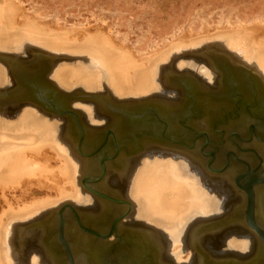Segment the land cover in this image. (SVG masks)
Returning a JSON list of instances; mask_svg holds the SVG:
<instances>
[{
  "label": "bare ground",
  "instance_id": "bare-ground-1",
  "mask_svg": "<svg viewBox=\"0 0 264 264\" xmlns=\"http://www.w3.org/2000/svg\"><path fill=\"white\" fill-rule=\"evenodd\" d=\"M4 1L5 0L2 2L1 0L2 3L0 2V50H4L12 46L15 47L21 41L25 40V42L36 44V46L39 45V47L41 46L44 49L46 48V50L50 49L55 52L69 51L71 53L87 52L90 55L97 56V60H99V62L106 68L108 82L114 89V92L116 93L115 96L118 98L137 97L145 91L147 92L149 87L153 85L152 78L154 77V68L158 65V62L162 58H167V54L159 55L162 53H158V55L154 54L156 56L152 55L149 59L144 58L142 61H139L138 58L131 54V51H128L129 49L127 50L122 48L124 47L123 44H121L123 45L122 47L115 45L111 42L112 39L111 41L109 40L110 37L108 38L107 35L102 33L100 34L103 35V38L99 36V33V35H87L84 33L87 37L83 35L84 41H80L83 43L78 44L73 40L75 35H68L67 32L62 33L61 30V33L56 32V30H59L56 28L55 31L53 30L54 28L50 30L48 29L49 27L46 28L47 26L44 27L41 26V24L38 25L34 23L32 19L30 20V23L26 20L27 22L22 25L17 22L21 25V28L24 26L23 29L17 30L18 28H15V22L17 21L16 19L18 16L22 15L18 11L19 7H17L18 5L13 2L17 5L16 8L18 10H16L14 4L12 5L11 2L8 3V1L4 3ZM20 18H22V16H20ZM253 30L251 32H253ZM256 30L258 29L256 28ZM256 32L253 33L256 34ZM207 34L208 33L205 34L206 37ZM210 35H208V37H210ZM201 36L202 37L200 38L204 37L203 35ZM190 38L191 36L188 37L189 41ZM219 38H228L230 44L232 45V47L230 45L229 47H231L238 54L245 56L248 61L252 59L255 60V63L264 74V48L257 54L251 50L252 48H249L250 50L245 49L247 46L244 48V45L241 43V40L244 37H240L239 39L235 33H231V35L225 34ZM197 39H199V37ZM186 41L187 38L185 39V42ZM173 44L175 45V42ZM179 44H182V42ZM191 44L193 45L194 43L192 42ZM215 45L220 49L222 48L220 43ZM167 48H164L163 53ZM246 50H249L248 53L250 54H248ZM228 52L233 58H235V52ZM206 56H208L207 53ZM11 64L14 68H18L19 66L13 62ZM241 65L249 69L254 68L253 66L247 65L243 61L241 62ZM0 67L4 70L6 77H8V83L5 85V77L3 76V72L0 70V87H3L4 85V87H7L11 84V76L8 74L3 64L0 63ZM56 67L58 66H55L53 70ZM63 68H59L53 75V78L64 90H69L72 87L71 81L73 80V72ZM253 71L261 76V74L256 70L253 69ZM78 73L81 74L78 77V83L81 82L86 87L94 86V82L97 81V77L95 78L89 73L87 74V71L82 69ZM205 74L206 76L208 75L207 77H209V74L211 76L210 78L203 77V81H205V83L212 82L214 79V73L212 74V72L207 69ZM17 93L19 94L20 92ZM14 97H17L16 93L15 95L12 94V97L5 101L9 107L3 108L0 106V110H17L18 108L29 106L42 111L37 106L31 104H22V106L19 104L15 105L18 98L16 99ZM73 102L72 105L79 103L80 105L87 106L83 108V114L77 109H74L73 106L72 108L82 117L85 116L90 123H95V121H93V111L91 110V108L93 109L92 106L87 103L85 104L84 102ZM4 113L9 117V113ZM43 114L63 123V118L61 117L49 113L46 114L45 112H43ZM37 120L36 115L32 114V112L28 110L22 113V116L19 117L18 121L16 119L14 121L5 120L0 117V199L4 202V206L6 207V209H2L0 214V264H36L37 262L35 254H31L29 258L19 259L14 252V239L19 224L37 217L45 210L55 209L56 207L60 208L61 206H65L67 204L73 207L72 204H76L79 199V202L83 204L87 203V198L82 197L79 194L80 190L77 184V177L78 174H81V168L79 163L75 161L76 158H71L70 150L63 144V142H58L57 138H53V131L50 132L47 129L44 132V128H46V126ZM118 120L119 119L117 118L114 122H117ZM25 121L39 124V127L43 129L44 133L39 134L35 132V134H32L30 132H24V134H22L23 132L21 126L25 123ZM41 121H43L42 118ZM56 126L57 124L52 123L51 127L54 129ZM1 128H3V130H1ZM98 135L99 134L96 133L95 136ZM86 138H88V140L91 139L88 135ZM72 149L74 154H76L73 146ZM158 151L163 152L158 153ZM158 151L156 153L152 152L150 155H146L147 157L143 158L139 166L136 167L132 180H130L129 183V187H131L129 194H131V199L137 205L138 218L147 220L150 222L148 224L161 228L168 234H174L180 227L182 220L183 222L188 220L191 216L190 214L194 215L193 213L197 212H203L205 214V212H208V209L210 213L212 210L216 211V206L219 209L222 200L219 201L218 195L221 197L219 190H222V192L225 193V178L219 176L214 177L213 174H222V172L218 173L213 169H211L212 171H208L204 167L205 171H203V168L198 164L199 161H196V159L191 158L184 153L167 150L166 148H161V150ZM48 153L50 155H48ZM188 153L190 154L192 152ZM77 156L80 157L79 155ZM194 157L198 158L197 156ZM79 160L84 165L90 162L87 159L85 160V158L82 159L81 157ZM33 186L37 187L39 190L42 189L47 192H52L55 196L52 197L51 195H48L44 198L41 196L42 198L33 199L28 203H22L14 194L16 191H22L27 188L30 189ZM6 191L7 193L11 192V194H13L15 203L5 197ZM56 210L49 211V213L46 212L40 217L45 218L44 221L48 223V218L51 215V212H55ZM256 211H258V204ZM64 212L68 214L69 211L65 209ZM80 215H82L81 219L84 221L85 215L81 213ZM53 221L55 222V220ZM174 224H177L178 226H175ZM102 226L105 227L106 225ZM43 227H45V225H43ZM65 228V232L68 233L67 235H69L72 231L74 232V235L77 238H74L76 240L75 244H78L81 238H85L86 240L88 238L81 235L78 231H76L77 229H75L68 222ZM69 236L71 237V235ZM111 236H113V234ZM87 242L88 241H86V243ZM245 243L246 241L244 240L240 243L231 242V245L244 248ZM139 247V245L137 246V244H135L134 249L139 251ZM102 250L105 251L106 248ZM96 259L97 264H104L106 261L109 262L108 259L105 260L106 258H104V255L102 258L101 256H98Z\"/></svg>",
  "mask_w": 264,
  "mask_h": 264
},
{
  "label": "flooded vegetation",
  "instance_id": "flooded-vegetation-1",
  "mask_svg": "<svg viewBox=\"0 0 264 264\" xmlns=\"http://www.w3.org/2000/svg\"><path fill=\"white\" fill-rule=\"evenodd\" d=\"M23 58L24 61L22 62L21 69H23L22 72L24 74L31 75L35 71L39 70V66L37 65L40 63L41 58L39 60H35L32 57ZM46 63L50 64L48 61H46ZM204 63L207 66V69H209L212 74L214 73V79L212 82L205 83V81H203V78H201L196 72L192 73V71L188 69L181 71L179 69L171 68L168 72H162L160 81L163 87L160 86V88H162V90L160 89V92L157 91L144 97L130 99H139L141 104L153 100L156 103H151V106L160 105L159 109H161L162 112L165 111L167 113L168 111H170L171 113L175 112L176 114L183 109L182 107L185 106V101L183 99V94H180L181 90H178L173 86V81L177 79H184V81L187 80L189 82L190 80L185 79L184 76H190L194 78L196 82L204 84V86L206 87L203 88L204 90L200 88L197 89L203 92H205L206 90L214 91L216 89V86L220 85L222 77L212 69L211 57L206 56ZM52 70L53 68L46 76L47 80L50 82H52L49 78ZM172 72L177 75L173 74ZM8 74L10 75L9 72ZM210 76L211 75L209 74L208 78H210ZM11 79V84L9 86L0 87V89L10 90L14 89V87H17L14 82V77L11 76ZM157 98L163 100H160V103H158V101L155 100ZM78 102L85 103V101L82 100H79ZM137 102L138 101H127L126 105H131ZM198 102L201 103V107L205 106V102L208 103V106H206L208 110H205V113H207L202 116L201 120L190 122L188 124L185 123L186 127L170 120V122H165V124L153 123L150 128L152 130H155L154 136L159 135L163 132L159 130H165L164 134L166 135V138L170 139L171 137H175L180 141L186 140L183 139V137L185 136L187 138L189 136L194 137L195 135H197L198 137H200L195 141L198 146L196 150L197 152H193L190 154L197 156L199 159H201L202 162L198 160V158H195L193 155H190L188 153L192 151L187 150L184 147L171 144L170 142L164 140L166 138H164L162 141L152 137L140 138L139 136L142 133H140V131H132V128L126 125L124 120L119 119L117 122H114V120L117 119H114L111 116L103 115L98 107H96L89 101L86 102L88 105L93 107V109L91 108V110L93 111V121H95V123H90L85 116H81V118L86 121V126L92 129L91 131L87 132V135L90 136L91 139L88 140V138H86L87 140L85 139V142L87 145H93L94 141L97 139V143L95 144L101 143L104 146L103 151H105L106 153L103 154V157L110 154L111 156H113L110 161L105 162L106 170L103 179L97 182L92 181L91 184H88L89 186L92 185L91 187L94 191L108 197L111 201L108 202L103 200V202H101L99 200H96L94 195L85 190V192L91 197L90 201L89 198L86 197L87 203L89 201V203L86 205L90 204V206L86 207V212L80 213L85 215V224L86 226H89V229L98 234H106L110 229V226H108L110 225V222L108 220L109 218L106 216V214H108L109 211L111 212L112 206L115 207L116 212L122 211L123 213L127 210V206L123 203V201L130 203L132 206L130 208V212L128 213L126 218H124L120 222V224H118V227L116 228L118 234L122 236V239L125 242L128 241L129 243H134V246L138 243L144 245L145 242V245L149 247L148 249H156L155 252L157 257L165 264H196L197 259L199 261L205 259L204 255L210 256L213 259L211 261L212 264H264V243L260 241L255 232L252 231V229L246 227L243 221H238V219L236 218V216L243 218V212H245L243 210L244 206L246 205V196L243 192L238 191L234 185L235 180L239 176H243V178L238 179L239 182H243L245 180L247 171H251L249 172L250 176H255L259 172L260 176L264 175V132L262 131L260 133L259 130L257 131V137H260V140L262 141H256L255 138H253L254 143L248 142L250 136L249 129L251 128V126L247 122V116L226 119V114L233 108L231 104L225 105L216 100H204V102H202L201 99H198ZM133 107L134 105H131V107L127 105L126 109L132 110L131 108ZM195 107L199 108L197 106ZM14 111L15 109H8L6 113L11 114ZM67 126L69 127L68 121L63 118V123L60 129L64 140L70 147L71 144L67 140L66 135L68 136V139L73 140V137L67 134ZM108 131L117 141V146L121 148L118 155L113 153V150L115 149L114 143L112 140V136L109 135ZM141 131L144 132L145 130ZM96 133H98L99 135L95 136ZM202 147L204 155H207L208 153L213 154V160L208 166H206V160L210 159V157L208 156L206 158V156L198 153V151ZM161 148L184 153L187 156L196 159V161H199L198 164L203 168V171H205V168L224 170L222 174H213L214 177L219 176L225 178V193L222 192V190H219V194L221 195V197H219L218 195L219 201L222 200L219 209L214 214H211L210 217H198V221L203 222L213 220V222L216 223V226H214L213 230H211L210 232L206 231V236L202 238L200 242H198L200 250L194 249V246L192 248V244H185L186 239L190 238V233H188V237L185 234L189 230H192L193 226L198 221H194L193 223H191L193 220L189 221L181 231L178 238V235H176V233L170 234V236L172 237H169L168 233L164 230L154 227L144 221H137L134 217L135 214L132 213L133 211H131L134 209V206L132 200L129 198V175L131 174L132 169L138 167L141 160L147 157L146 155H150L152 152L156 153L158 150H161ZM70 149L73 153V149L71 147ZM161 152L163 151H158V153ZM73 155L75 156V154ZM75 158L77 159L78 157L75 156ZM259 160L262 161V163L259 165V167H257V165L259 164ZM77 161L79 163V166L81 167V174L88 171L89 173L86 172L88 175L87 177L96 178L99 176L101 167L98 160H88L90 162L85 165L80 162L79 158L77 159ZM82 177L83 175H81L79 182ZM255 199L258 204V211L255 210V218L257 220V223L262 226V240L264 241V185H262V188L257 190ZM94 200L99 203L97 209H95V204H92ZM239 203L242 205L237 208V204ZM68 216L70 217V212H68ZM81 216L82 215H80V217ZM41 220L42 218L40 217L32 222L19 224L14 239V252L18 257H25L26 255L22 254L16 248L15 243L18 242L20 244L23 240L28 244L29 241V244L32 247L30 248V250L32 249L37 251L41 262L42 260L45 261L46 254V260L48 263L45 264H58L55 262V260L60 261V258L56 251H58L61 246H59L60 242L58 239V234L55 231L56 223L53 221V226H48L49 224L46 223L44 224L45 227H31L33 223H39V221ZM102 225L106 226L103 227ZM46 229L47 231H49L48 233L46 232ZM67 234L68 233L66 232V234L64 235L68 241H71L72 245L70 244V246L73 253L74 264H97L96 258L98 256H101L102 258L103 255L104 258L110 260L112 263L116 259L131 256V263L136 264L138 262V258L140 257L139 251L133 249L127 252L128 250H124L125 246L127 245L124 246L122 243L116 244V239L113 236L105 239L106 243L111 244L109 245L111 246V248L112 246H114L115 248L110 252L107 248L108 244L106 245V243H103L101 239L85 235L86 237H88L87 240L85 238H81L80 242L78 244H75L76 240L74 238H76V236L74 235V232L72 231L69 233L71 237ZM46 236L48 237L46 241L47 243H44ZM85 240L88 242L86 243ZM173 240H177V244L180 245L179 249L181 253L174 252L172 251V249H170L174 244ZM244 240L246 241V243L244 244V248H239L231 245V242L240 243ZM129 246L131 245H128V247ZM104 248H106L105 251L102 250ZM50 251L53 252V256ZM130 252H133V254L131 255ZM29 254H27V256ZM50 255L52 256V259L49 257ZM63 255L65 256L64 252ZM181 256L182 259L179 258ZM67 263L68 262H66V264Z\"/></svg>",
  "mask_w": 264,
  "mask_h": 264
},
{
  "label": "rangeland",
  "instance_id": "rangeland-1",
  "mask_svg": "<svg viewBox=\"0 0 264 264\" xmlns=\"http://www.w3.org/2000/svg\"><path fill=\"white\" fill-rule=\"evenodd\" d=\"M7 1L8 3L11 2L12 5L16 3L18 6L14 4L15 9L16 10L19 9L18 11L20 12V14H22L18 16V18L16 19L17 21L15 22L16 23L15 28L16 29L18 28L17 30L23 29L24 26L22 28L20 26L22 24H25L27 21L30 23V20L32 19L34 23L38 25L41 24V26L44 27L47 26L46 28L49 27L48 29L50 30L54 28L53 29L54 31L56 29H59L58 31L56 30V32H60L61 30L62 33L67 32L68 35L70 34L75 35L74 36L75 38L73 37V40L75 43L77 42L78 44L81 43L80 41H84L83 37L86 36L85 34L94 35V34L102 33L104 35H107L108 38L110 37L109 40L111 41L112 39L111 42L114 43L115 45L117 46L119 45L121 47L124 45V47L122 48H125L127 50L129 49L128 51L129 52L131 51V54H133L136 58H138L139 61H142V59L144 58L149 59L154 54L156 55H158V53H162L159 55L167 54L166 55L167 58H162L158 62V65H156V67L153 70L154 71L153 74L154 77L152 78L153 85L149 87L148 90L149 93L148 91L147 92L145 91L140 96L132 97V98L144 97L152 94L153 92H157V91L159 92L161 89L160 86L163 87L160 81L162 72H166V71L168 72L171 68L179 69L181 71L188 69L192 71V73L196 72L201 78L207 77L208 75L206 76L205 74L207 68L204 63L206 59V53L208 54L211 51L212 52L218 51L220 53H223L222 51H224V49L226 51L235 52L231 48L232 45L230 44L228 38H224V39L219 38L220 36H223L225 34L231 35V33L232 34L235 33V35H237L239 39L240 37L241 38L244 37L241 40L242 41L241 43L244 45V48L246 46L247 48L245 49L252 48L251 50L256 54L260 53L259 51H262V49L264 48V0H12V1L5 0L4 3ZM16 6L19 8L17 9ZM11 7L14 8L13 6ZM20 16H22V18H20ZM17 22H19L21 25H19ZM256 28L258 30H256ZM252 30L253 32L257 31L256 34L251 32ZM220 31L223 32L221 33ZM203 33L205 34L208 33L207 37ZM102 34L99 35L101 38H103ZM201 35H203L204 37L200 38L202 37ZM208 35H210V37H208ZM189 36H191L192 38V39L190 38V41L188 40ZM198 37L199 39H197ZM184 38L185 39L187 38V41L189 42L187 41L185 42ZM174 42L175 45L173 44ZM181 42L182 44H179ZM192 42L194 43L193 45L191 44ZM217 43L221 44L222 47L221 49L215 45ZM229 45L231 47H229ZM164 48L167 49H165L166 51H164L163 53ZM249 50H246L247 53L249 52ZM0 52L6 54L19 53L20 56L32 57L35 60L36 59L39 60L41 57L44 58L48 57L47 59L45 58L46 61L48 62L50 61L49 55L51 54H59L60 56L62 55L61 58L52 61V67L53 68L55 66L58 67H56L52 71V74L50 75V80L53 81L59 87L58 88L52 82L60 91L64 93H78L82 90L88 93H101L104 95L107 93L110 94L112 98H115L117 100H126L131 98V97L118 98L117 96H115L116 93L114 92V89L110 86L107 79L106 68L102 65V63L99 62V60H97L98 59L97 56L90 55L87 52H84L85 54L73 53V52L71 53L69 51L55 52L50 49L46 50V48L44 49L41 46L39 47V45L36 46V44L25 42V40L21 41L15 47L13 46L8 47L7 49L0 50ZM177 52L179 53L176 54ZM235 53L236 54L234 55L236 59L235 58H233L234 60L230 59L231 61L233 62L235 61V63H240V64L243 61L247 65L253 66L254 68L253 67L252 68L257 72H259L261 76L264 78L263 76L264 74L255 63L256 62L255 60L251 58L253 61L250 59H249L250 61H248L245 56L240 55L237 52ZM59 68H63L65 70H69L73 72V78H72L73 80L71 81L72 87L69 90H64L53 78V75L56 73V71ZM81 69L86 70L87 74L89 73L95 78L97 77L96 79L97 81H95L96 84L94 82V86H93L96 88L86 87L81 82L78 83L79 80L78 77L79 75H81L78 72ZM253 69L251 70L253 71ZM0 70L3 72V76L5 77V81H6L5 85H6L8 83V77H6V74L1 67ZM253 73L257 75L255 71H253ZM72 106L74 107V109H77L78 111H82V112H83V108L87 107L85 105H80L79 103H76L75 105ZM2 110L4 109L0 110V117L5 120H12V121H14L15 119L18 121L19 117L22 116V113L24 111L27 110L31 111L32 114L36 115V118L39 120L37 121L42 122V124L46 126V128H44V132L47 129L50 132L53 131V136H54L53 138H57L58 142L60 141L63 142V144L69 148L71 153V158L75 159V156L78 157L77 154H75L74 156L73 155L74 152L73 153L71 152L70 147L72 148V146L70 145L69 147L67 142L63 140L64 138L62 136L60 129L62 122L52 117H49L48 115L43 114L44 111L42 112L40 110H37L36 108H32L29 106L18 108L13 113L11 114L9 113L10 114L9 117L4 113L7 110L5 111ZM41 118L43 121H41ZM81 121L85 125L87 124L83 118H81ZM52 123L57 124V126L54 129L51 127ZM22 126H21L23 132L22 134H24V132H30L32 134H35V132L39 134L44 133L43 129H41V127H39V124L37 123H31L25 121V123H23ZM1 130H3V128H1ZM14 134H21V133H14ZM48 155L50 154L48 153ZM78 158L80 159V157ZM75 161L77 160L75 159ZM135 170L136 168L132 169V172L129 175L130 178L128 179L132 180ZM81 175L82 174H78L77 177L78 179L77 184L80 190L79 194L82 197L89 198L90 201L91 199L90 195L87 194L85 190H83V187L79 182V178L81 177ZM130 189L131 187H129V193H130ZM22 191H16L14 193L15 196L18 197L22 203H28L33 199L42 198L41 196H43V198L47 197L48 195H51L52 197L55 196V194H53L52 192L49 191L47 192L42 189L39 190L37 187L34 186L31 187L30 189L27 188ZM130 196L131 194L129 195V198L131 199ZM5 197L11 200V202L15 203L13 194H11V192L7 193L6 191ZM79 201H77L78 204L76 202V204H72V205L76 207V209H79L80 212H82L88 206L86 204H88L89 201L88 203H84V204ZM132 203L134 209L131 211H133L132 213L135 214L134 216L135 219L137 221H144L146 223H150L143 218L142 219L137 218V207H136L137 205L133 200ZM2 209H6V207L4 206V202L0 199V214L2 212ZM56 209H58V207H56L55 209L53 208L50 210H45L42 213H40V215H38L37 217L27 220L24 223L32 222L37 218H40V216L43 215L44 213L46 212L49 213V211ZM217 210L218 207L216 206V211ZM207 211L208 212H205V214L203 212L193 213L194 215L190 214L191 216L189 217L188 220H186L185 222H183L182 220L181 222L182 225L180 224V227L176 232V235H178L177 238L179 237L181 231L183 230V227L186 226L185 223H188L189 221L192 220L193 221L191 223H193L194 221L196 222L198 221V217H203V216L210 217L211 214H214L216 212L215 210H212L209 213V209ZM174 225L178 226L177 224ZM65 229H64V233H66ZM190 231L191 230H189L185 234L187 237H188V233H191ZM168 236L172 237L170 236V234H168ZM191 238L186 239L185 244L193 243ZM173 243L174 244L170 249H172V251L174 252L181 253L179 249L180 245L177 244V240L176 241L173 240ZM15 245L16 248L22 254L26 255L25 257H18L19 259L29 258L31 254H35L37 258L36 264L46 263L47 261L46 258L45 261L42 260L41 262L37 251L32 249L30 250V248L32 247L29 244V241L27 244L25 241L22 240L20 244L17 242L15 243ZM27 254L29 255L27 256ZM179 258L182 259V256Z\"/></svg>",
  "mask_w": 264,
  "mask_h": 264
},
{
  "label": "water",
  "instance_id": "water-1",
  "mask_svg": "<svg viewBox=\"0 0 264 264\" xmlns=\"http://www.w3.org/2000/svg\"><path fill=\"white\" fill-rule=\"evenodd\" d=\"M222 52L223 53H220L218 51H211L208 53V56L212 59V69L222 77L220 85H217L214 91L206 90L205 92H203L197 90L198 88L204 90L203 88L206 87L204 86V84L196 82L194 78L187 75L184 76V78L189 79V82L187 80L184 81V79H177L173 81V86L178 90H181L180 94H183V99L185 101V106L182 107L183 109L176 114L175 112L171 113L170 111H168L167 113L165 111L162 112L161 109H159L160 105L151 106V103L155 102L153 100L148 102L144 101L145 103L141 104L139 99L117 100L115 98H112L110 94L107 93L103 95L100 93H88L82 90L78 93H64L60 91L52 82L47 80L46 76L53 68L52 61L61 58L62 55H49V62H51L50 64L46 63V59L48 57H45L46 59L44 57H41V61L37 65L39 66V70L29 75L24 74L22 72L23 69H21L22 62L24 61V56H20L19 53L6 54L0 52V63H2L8 70L10 75L14 77V82L17 86L14 87V89L10 90L0 89V106L3 108L9 107L7 106V103H5V101L10 99L12 97V94L15 95L16 93L17 97L14 98H18V100L15 105L19 104L20 106H22V104H31L37 106L39 109L46 113L65 118L66 121H68L69 125V127L67 126V134L71 135L73 137V140L68 139V136H66V138L72 143L71 145L73 146L76 154L79 155L82 159L85 158V160H98L100 163L101 171L98 177H87V173H89L88 171H86L87 173L84 172V174H82L83 177L81 178L80 182L83 189L94 195L96 200H99L101 202H103V200L110 202L111 200L108 197L94 191L91 187L92 185L89 186V184H91L92 181L97 182L103 179L106 170L105 162L110 161L113 156H111L110 154L103 157V154L106 153L105 151H103L104 146L101 143L95 144L97 143L96 138L93 145L86 144L85 139L87 137V132L91 131L92 129L82 123L81 115L76 112L71 106L72 102L79 100L85 102L89 101L96 107H98L103 115L111 116L114 119L118 118L124 120L125 124L132 128V131H140V133H142L139 136L140 138L152 137L162 141L164 138H166V135L164 134L165 130H159L163 132L159 135L154 136L155 130H152L150 128L153 123L165 124V122L168 123L171 120L172 122H177L178 124L185 126V123L188 124L190 122L199 121L202 119V116L207 113H205V110H208L206 107L208 106V103L205 102V106L201 107V103L198 102V99H201L202 102H204V100H216L222 104H231V106H233L232 110L226 114V119H232L233 117L239 118L240 116L248 117L247 122L251 126V128L249 129L250 136L248 142L254 143L253 138H255L256 141H262L260 140V137H257V131L259 130L260 133L262 131L264 132V79L260 75L254 74L251 69L241 65L240 63L231 61L230 59H233V57L225 49ZM12 62L16 65H19L18 68H14V66L11 64ZM172 73L175 74L174 72ZM17 92L20 93L18 94ZM158 99L159 98L155 99L158 101V103H160V100H163ZM127 101L138 102L131 104L132 106L134 105V107L131 108L132 110H129L126 109V106L128 105L131 107V105H126ZM195 106L199 108H196ZM141 130L145 131L142 132ZM109 135L112 136L110 132ZM197 137V135H195L194 137L189 136L187 138L185 136L183 137V139L186 140L183 141L177 140L175 137H173L174 139L171 137L170 139L166 138L164 140L170 142L171 144L184 147L185 149L192 151V153H196L198 146L195 141L200 138ZM112 140L115 148L113 150V153L118 155L121 148L117 146V141L113 136ZM203 147L198 151V153L201 155H204V152L202 150ZM204 156H206V158L208 156L210 157V159L206 160V166H208L213 160V154L208 153ZM261 163L262 161L259 160V164L257 165V167H259ZM207 170L212 171L211 168H207ZM223 171L224 170H216V172L218 173ZM249 172L251 171H247V175L245 176V180L243 182L238 181V179L243 178V176H239L234 182L236 189L243 192L246 196V205L244 206L243 210L245 211L243 212V218L239 216H236V218L238 219V221H243L246 227L252 229L258 236L260 241L264 243V241L262 240V226L257 223V220L255 218V210L257 209L255 195L257 189L262 188V185H264V175L260 176L259 172L255 176H250ZM96 200L92 202V204H95V209H97V206L99 205ZM123 203L127 206V210L125 212H116L115 207L112 206L111 212L109 211V213L106 214L110 222V225H108L110 226V229L106 234H98L89 229V226H86V222L81 219L82 217H80V210L76 209V207L74 206L72 207L68 204L65 206L63 205L55 212H51V215L48 218V226H51V224L53 226V220H55V231L58 234V239L60 242L59 246H61V248H59L60 250L58 249V251H56V253H58L59 255L60 261L55 260V262L58 264H66V262H68L67 264H74L73 253L70 246L71 241H68L64 235V229L67 222L70 223L75 229H77V231L81 235L85 236L86 234L87 236H93L95 238L101 239L103 243H106L105 239L113 234V237L116 239V244L122 243L124 246L127 245L124 248V250H128L127 252L133 250L135 247L133 245L134 243H129L128 241L125 242L122 239V236H120L116 230L117 224H120V222L124 218H126L128 213L130 212V208L132 207L131 204L126 201H123ZM241 205L242 204L240 203L237 204V208ZM88 206H90V204ZM65 209L70 212V217L66 212H64ZM86 210L87 209L82 212H86ZM41 218L42 220L39 221V223L36 222L31 227H43L44 223L46 222L44 221L45 218ZM215 224L216 223H214L213 220L203 222L200 221L196 223L190 231V238L192 237L191 240L193 241V243H191V247L193 248L194 246V249L200 250L198 242H200V240L206 236V231L210 232L211 230H213L214 226H216ZM46 232L48 233L49 231H47L46 229ZM47 238L48 237L46 236L44 243H47ZM145 244V242L144 245L137 244V246H140V257L138 258V262L136 264H165L157 257L155 252L156 249L153 248L152 250H150L148 249L149 247ZM106 245L110 252L115 249L114 246H112L111 248V246H109L111 244L109 243H106ZM128 245H133V247H128ZM50 252L53 256V252ZM63 252L65 253V256L63 255ZM130 254L132 255L133 252H130ZM45 256L47 258L46 254ZM52 256L50 255L49 257L52 259ZM204 258V260L202 259L200 261L197 259L196 264H212L211 261L213 259L210 256L204 255ZM121 259H116L113 263L110 260L109 262L106 261L105 263L134 264L131 263V256H126ZM46 263L48 262L46 261Z\"/></svg>",
  "mask_w": 264,
  "mask_h": 264
}]
</instances>
